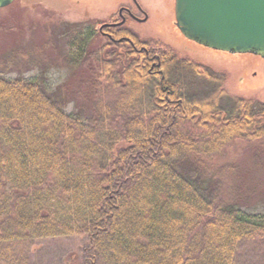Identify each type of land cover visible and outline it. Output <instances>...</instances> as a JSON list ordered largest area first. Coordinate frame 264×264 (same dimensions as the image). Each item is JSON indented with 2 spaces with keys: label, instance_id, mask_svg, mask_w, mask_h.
<instances>
[{
  "label": "trees",
  "instance_id": "obj_1",
  "mask_svg": "<svg viewBox=\"0 0 264 264\" xmlns=\"http://www.w3.org/2000/svg\"><path fill=\"white\" fill-rule=\"evenodd\" d=\"M87 54L94 122L45 82L0 76V264L84 237L83 264H234L264 238L235 158L264 153V103L158 38ZM144 48L145 50H142Z\"/></svg>",
  "mask_w": 264,
  "mask_h": 264
},
{
  "label": "rangeland",
  "instance_id": "obj_2",
  "mask_svg": "<svg viewBox=\"0 0 264 264\" xmlns=\"http://www.w3.org/2000/svg\"><path fill=\"white\" fill-rule=\"evenodd\" d=\"M149 12V21L133 24L142 38H158L181 54L216 72L230 75V94L257 97L264 103V58L233 55L207 49L186 39L175 22L174 0H136ZM133 0H16L0 9V76L22 77L45 82L49 91L59 92L64 110L81 113L94 122L92 90L87 54L104 42L99 27L122 5ZM253 147L239 146L235 158L243 168L241 175L252 191L242 214L264 217V153L255 157ZM234 264H264V238L241 241ZM84 237L37 240L31 248L30 264H83ZM101 264H104L102 261Z\"/></svg>",
  "mask_w": 264,
  "mask_h": 264
},
{
  "label": "water",
  "instance_id": "obj_3",
  "mask_svg": "<svg viewBox=\"0 0 264 264\" xmlns=\"http://www.w3.org/2000/svg\"><path fill=\"white\" fill-rule=\"evenodd\" d=\"M15 1L0 0V9ZM174 1L175 22L186 39L230 55L264 58V0Z\"/></svg>",
  "mask_w": 264,
  "mask_h": 264
},
{
  "label": "flooded vegetation",
  "instance_id": "obj_4",
  "mask_svg": "<svg viewBox=\"0 0 264 264\" xmlns=\"http://www.w3.org/2000/svg\"><path fill=\"white\" fill-rule=\"evenodd\" d=\"M150 15L138 2L133 0L132 6L122 5L116 13L111 14L99 27L98 34L104 40L134 46L130 37H134L136 31L131 28L133 24H144L149 21ZM142 50H145L142 48Z\"/></svg>",
  "mask_w": 264,
  "mask_h": 264
},
{
  "label": "bare ground",
  "instance_id": "obj_5",
  "mask_svg": "<svg viewBox=\"0 0 264 264\" xmlns=\"http://www.w3.org/2000/svg\"><path fill=\"white\" fill-rule=\"evenodd\" d=\"M225 53V52H224Z\"/></svg>",
  "mask_w": 264,
  "mask_h": 264
}]
</instances>
